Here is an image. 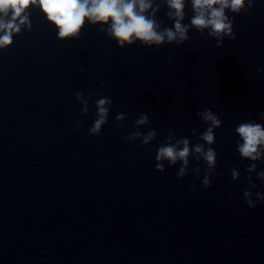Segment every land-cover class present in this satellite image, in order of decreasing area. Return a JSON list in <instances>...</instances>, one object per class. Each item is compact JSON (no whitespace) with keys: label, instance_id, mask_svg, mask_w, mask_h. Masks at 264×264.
I'll return each instance as SVG.
<instances>
[{"label":"clouds","instance_id":"1","mask_svg":"<svg viewBox=\"0 0 264 264\" xmlns=\"http://www.w3.org/2000/svg\"><path fill=\"white\" fill-rule=\"evenodd\" d=\"M168 11L166 15L174 21L172 27H162L156 20L157 12L161 4L158 0H0V48H5L13 42V33H21L22 26L31 29L30 7L39 6L47 20L58 29V37L61 40L75 37L79 34L85 23L100 25L101 31H105L109 38L114 39L120 48L125 45H134L137 41L143 45L152 47L173 42L177 45L183 44L189 39L188 32L194 27L202 34L207 30L208 35L215 37L217 47L223 43L224 37L235 39L236 33L233 31L234 19L226 15V9L233 14L249 12L254 5V0H191L192 16L189 24L182 23L185 19L186 0H163ZM258 72L264 69H257ZM94 95L89 93V98ZM77 101L83 107L81 115L88 114V99L84 98L83 92L76 93ZM113 101L108 97L96 100V119L89 133L97 136L102 131V126L107 123L110 108ZM197 115L208 124L207 129L198 134L196 129L192 130V135L197 136L203 143L192 145L188 138L177 139L170 130L164 145H161L155 156L156 170L163 173L165 171L164 161L170 166H175L180 162L177 172L178 178L187 175L189 167V157H194L197 162L206 161L207 169H214L216 166L217 153L211 147L215 143V129L222 125V121L211 110L197 111ZM118 121L127 119V115L120 113L115 117ZM260 119L264 120V112L260 113ZM149 122L147 114L142 113L135 121L138 129L141 125ZM79 126L82 121H77ZM123 123L117 125L123 128ZM235 132L242 142L237 141V151L242 159L253 162L264 161V125L251 122H242ZM142 138V145H148L156 138V130L152 129L147 134L134 131L128 134L125 139L133 141ZM174 141V142H173ZM103 167V165H101ZM257 164L251 163L247 166L248 173L256 172ZM199 178V168H194ZM240 173L232 170V179L236 180ZM257 178L264 183V171L256 172ZM246 179L251 182L252 177L248 175ZM203 186L210 187L211 179L208 171H205ZM255 185L250 183L249 190L244 191V197L250 208H255L256 204L251 199V188ZM195 191V185L191 186ZM258 200L264 202V193H255Z\"/></svg>","mask_w":264,"mask_h":264}]
</instances>
